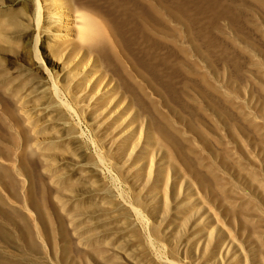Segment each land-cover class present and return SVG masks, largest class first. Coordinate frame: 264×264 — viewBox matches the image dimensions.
<instances>
[{
	"label": "rangeland",
	"instance_id": "obj_1",
	"mask_svg": "<svg viewBox=\"0 0 264 264\" xmlns=\"http://www.w3.org/2000/svg\"><path fill=\"white\" fill-rule=\"evenodd\" d=\"M42 1L0 0V264H264V0Z\"/></svg>",
	"mask_w": 264,
	"mask_h": 264
},
{
	"label": "bare ground",
	"instance_id": "obj_2",
	"mask_svg": "<svg viewBox=\"0 0 264 264\" xmlns=\"http://www.w3.org/2000/svg\"><path fill=\"white\" fill-rule=\"evenodd\" d=\"M37 1H38L37 21L40 28L45 17V11H44V6L42 5L43 1L42 0H37ZM51 2L54 4L55 7H57L56 11H57V16L60 18V22L63 23L64 18L70 17L69 10L68 11L65 10L67 9L66 7L67 4L65 3V0H52ZM82 18L84 20V22L82 23L84 25V29L80 30L81 31L80 38L84 42L86 43L88 42L89 44H91L92 49L94 50L96 49L95 51H98L99 53L103 54L102 52L103 48L101 46H98L99 45L97 44L98 41L97 42L94 41L95 38H96L95 40H97V38L99 40L100 38L104 37L105 34V32H103V29L101 27V23H99L100 20L97 21V19H93L89 15H84V17Z\"/></svg>",
	"mask_w": 264,
	"mask_h": 264
}]
</instances>
